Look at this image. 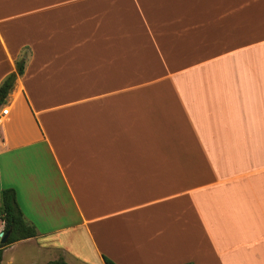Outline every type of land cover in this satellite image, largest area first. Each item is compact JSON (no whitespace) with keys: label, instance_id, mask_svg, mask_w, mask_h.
<instances>
[{"label":"crops","instance_id":"obj_1","mask_svg":"<svg viewBox=\"0 0 264 264\" xmlns=\"http://www.w3.org/2000/svg\"><path fill=\"white\" fill-rule=\"evenodd\" d=\"M20 57L2 264H264V0H0Z\"/></svg>","mask_w":264,"mask_h":264},{"label":"trees","instance_id":"obj_2","mask_svg":"<svg viewBox=\"0 0 264 264\" xmlns=\"http://www.w3.org/2000/svg\"><path fill=\"white\" fill-rule=\"evenodd\" d=\"M24 59L20 57L16 61L15 71L6 75L3 81L0 83V105L5 101V98L11 90L16 75L23 72ZM0 219L4 222L3 231H9V234L4 243L0 244V264L2 248L6 245L17 241L19 239L32 237L36 235L35 227L30 224L20 210L17 201L15 191L12 188H4L0 192ZM106 264H112L107 258H104ZM38 264V263H32ZM46 264H68L62 258L51 260Z\"/></svg>","mask_w":264,"mask_h":264},{"label":"water","instance_id":"obj_3","mask_svg":"<svg viewBox=\"0 0 264 264\" xmlns=\"http://www.w3.org/2000/svg\"><path fill=\"white\" fill-rule=\"evenodd\" d=\"M8 234H9V231H7V232L1 231L0 232V244L5 242Z\"/></svg>","mask_w":264,"mask_h":264},{"label":"built area","instance_id":"obj_4","mask_svg":"<svg viewBox=\"0 0 264 264\" xmlns=\"http://www.w3.org/2000/svg\"><path fill=\"white\" fill-rule=\"evenodd\" d=\"M7 111H8V110H7L6 108L2 109V114H6Z\"/></svg>","mask_w":264,"mask_h":264}]
</instances>
